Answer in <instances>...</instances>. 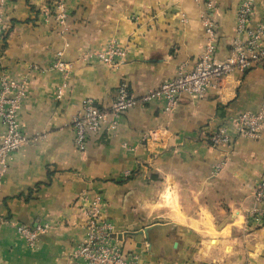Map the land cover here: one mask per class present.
<instances>
[{"label":"crops","instance_id":"1","mask_svg":"<svg viewBox=\"0 0 264 264\" xmlns=\"http://www.w3.org/2000/svg\"><path fill=\"white\" fill-rule=\"evenodd\" d=\"M244 1L66 0L64 28L43 13L52 0L8 1L0 80L25 83L19 121L30 143L0 177V264H73L70 249L85 237L84 193L104 200V217L137 264H264V224L246 221L264 175V130L248 139L235 124L264 107V64L231 74L203 100L182 98L171 113L157 102L138 106L103 125L84 153L73 142L84 100L108 108L122 81L139 97L181 67L193 70L207 22L216 28L215 59L229 57ZM254 9L257 28L264 0ZM113 42L128 51L121 67L86 59ZM61 52L66 71L52 69ZM221 128L230 145L214 148L209 139ZM18 224L49 231L31 249ZM155 225L152 244L124 237Z\"/></svg>","mask_w":264,"mask_h":264},{"label":"built area","instance_id":"2","mask_svg":"<svg viewBox=\"0 0 264 264\" xmlns=\"http://www.w3.org/2000/svg\"><path fill=\"white\" fill-rule=\"evenodd\" d=\"M8 1L0 0V41L7 34ZM256 0H245L236 16V33L238 35L231 43V54L224 60H216V28L207 22L205 33L208 44L191 71L180 68L176 76L165 81L158 87L149 90L142 96H136L130 91L126 82L122 81L116 97L108 108L100 107L94 99H86L82 103L81 112L73 121L74 146L84 153L89 140L98 134L106 123L114 124L128 111L138 106L159 103L165 113L173 112L184 97L193 101L206 98L211 90L222 87L223 81L231 74L240 71L247 72L255 65L264 64V25L252 26ZM46 18L54 19L62 28L67 27L68 10L66 0H52V4L43 10ZM243 37V38H240ZM128 51L120 43L113 42L98 52L88 55L86 59L95 58L100 64L108 67H121L127 61ZM63 53H58L52 64V69L66 71ZM58 99L63 97V88L58 89ZM26 97L24 81H16L9 76L0 80V120L6 131L0 136V177L8 170L11 156L28 146L30 138L23 131L19 113ZM239 135L244 138L257 140L264 130V107L258 112H244L235 120ZM231 138L226 128L215 132L210 145L214 148L229 146ZM217 171L219 168L217 167ZM85 224L89 228L87 240L78 247L76 257L80 264H134L127 257L117 239L113 238L114 226L105 221V203L100 196L81 195ZM247 224L256 222L264 224V175L255 188L253 203L248 211ZM47 225L36 228L24 224L16 226L17 235L31 248L40 242L47 234ZM135 262V261H134Z\"/></svg>","mask_w":264,"mask_h":264},{"label":"rangeland","instance_id":"3","mask_svg":"<svg viewBox=\"0 0 264 264\" xmlns=\"http://www.w3.org/2000/svg\"><path fill=\"white\" fill-rule=\"evenodd\" d=\"M105 210V209H104ZM247 215H248V213H247ZM105 215H103V217H104ZM104 219H105V221H107V219L104 217ZM246 219H247V217H246ZM247 221V220H246ZM112 224V223H111ZM113 225V224H112ZM114 226V225H113ZM84 230H85V234H84V239H83V241L78 245H75V246H73V247H71V249H70V261H71V263H73V264H78V258L76 257V251H77V249H78V247H80L82 244H84L85 242H86V240H87V235H88V233H89V228H88V226L85 224L84 225ZM114 230H115V226H114ZM117 231L114 233V235H113V238L114 239H117L118 240V236H117ZM41 240V239H40ZM118 242H119V240H118ZM120 243V245H121V248H122V244H121V242H119ZM36 246V245H35ZM35 246L33 247V248H35ZM31 248V247H30ZM32 249V248H31ZM122 251H123V253L127 256V257H131V261L134 263V264H137L138 262L137 261H139V255H137L136 254V252H127L125 249H124V247L122 248ZM127 253V254H126ZM135 261V262H134Z\"/></svg>","mask_w":264,"mask_h":264},{"label":"water","instance_id":"4","mask_svg":"<svg viewBox=\"0 0 264 264\" xmlns=\"http://www.w3.org/2000/svg\"><path fill=\"white\" fill-rule=\"evenodd\" d=\"M158 225L155 226H151L148 228L143 229L142 231L136 232V233H127L124 235V237H127L128 235L131 237H145L146 240L152 244V236L154 234V232H156L158 230ZM117 238L122 239L123 235H119Z\"/></svg>","mask_w":264,"mask_h":264},{"label":"trees","instance_id":"5","mask_svg":"<svg viewBox=\"0 0 264 264\" xmlns=\"http://www.w3.org/2000/svg\"><path fill=\"white\" fill-rule=\"evenodd\" d=\"M212 137V136H211ZM211 139V138H210ZM210 139H209V141H210Z\"/></svg>","mask_w":264,"mask_h":264}]
</instances>
